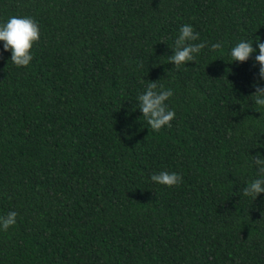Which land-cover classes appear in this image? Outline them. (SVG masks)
Wrapping results in <instances>:
<instances>
[{
    "label": "trees",
    "instance_id": "16d2710c",
    "mask_svg": "<svg viewBox=\"0 0 264 264\" xmlns=\"http://www.w3.org/2000/svg\"><path fill=\"white\" fill-rule=\"evenodd\" d=\"M10 15L39 39L26 66L0 48V264H264V193H242L264 111L254 61L228 56L264 39V0H0ZM184 23L204 47L175 66ZM142 78L173 89L170 127L136 108Z\"/></svg>",
    "mask_w": 264,
    "mask_h": 264
},
{
    "label": "clouds",
    "instance_id": "9594fccd",
    "mask_svg": "<svg viewBox=\"0 0 264 264\" xmlns=\"http://www.w3.org/2000/svg\"><path fill=\"white\" fill-rule=\"evenodd\" d=\"M199 33L193 30L190 23L181 24L178 35L174 38L172 54L167 56V61L175 66H181L188 61H194L204 47L198 40ZM39 39V26L35 19L28 15H10L0 20V48L10 53L8 59L12 64L21 67L26 66L32 59L33 42ZM210 49L222 47L219 41L210 44ZM230 62L241 63L252 58L256 71L252 75L250 87L253 89L248 95L255 109L264 111V39L259 35L252 38L238 39L228 49ZM143 90L136 96V108L145 118L147 124L153 130H159L162 126H171L170 121L175 117V111L169 107L167 101L173 95V89L157 84L156 80L144 84ZM251 164L255 167L254 176L243 184L242 193L251 199L252 203L264 193V154L257 151L252 155ZM150 180L158 185L171 186L178 184L181 177L177 172L160 170L150 174ZM264 199V198H262ZM17 212L9 210L0 215V231H5L16 223Z\"/></svg>",
    "mask_w": 264,
    "mask_h": 264
}]
</instances>
